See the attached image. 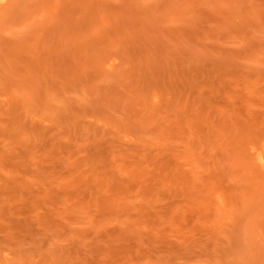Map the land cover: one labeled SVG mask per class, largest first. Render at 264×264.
I'll use <instances>...</instances> for the list:
<instances>
[{"label":"rangeland","instance_id":"1","mask_svg":"<svg viewBox=\"0 0 264 264\" xmlns=\"http://www.w3.org/2000/svg\"><path fill=\"white\" fill-rule=\"evenodd\" d=\"M264 0L0 4V264H264Z\"/></svg>","mask_w":264,"mask_h":264},{"label":"bare ground","instance_id":"2","mask_svg":"<svg viewBox=\"0 0 264 264\" xmlns=\"http://www.w3.org/2000/svg\"><path fill=\"white\" fill-rule=\"evenodd\" d=\"M6 0H0V4ZM257 159L264 166V148L257 149Z\"/></svg>","mask_w":264,"mask_h":264}]
</instances>
